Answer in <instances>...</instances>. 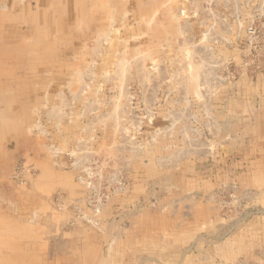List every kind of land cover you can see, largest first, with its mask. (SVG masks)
<instances>
[{
    "label": "rangeland",
    "instance_id": "obj_1",
    "mask_svg": "<svg viewBox=\"0 0 264 264\" xmlns=\"http://www.w3.org/2000/svg\"><path fill=\"white\" fill-rule=\"evenodd\" d=\"M261 76L264 0H0V264H264Z\"/></svg>",
    "mask_w": 264,
    "mask_h": 264
},
{
    "label": "crops",
    "instance_id": "obj_2",
    "mask_svg": "<svg viewBox=\"0 0 264 264\" xmlns=\"http://www.w3.org/2000/svg\"><path fill=\"white\" fill-rule=\"evenodd\" d=\"M208 108L210 105L204 107L206 111ZM210 110L213 116L221 117L222 137L227 138L229 133L234 135L232 152L243 148L244 152H257V145L264 139V76L252 84L249 80L229 83L218 109Z\"/></svg>",
    "mask_w": 264,
    "mask_h": 264
}]
</instances>
